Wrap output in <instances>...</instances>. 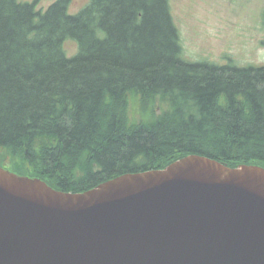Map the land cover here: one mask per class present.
Wrapping results in <instances>:
<instances>
[{
	"label": "trees",
	"instance_id": "1",
	"mask_svg": "<svg viewBox=\"0 0 264 264\" xmlns=\"http://www.w3.org/2000/svg\"><path fill=\"white\" fill-rule=\"evenodd\" d=\"M89 1L73 15L72 0H0V149L19 159L12 172L81 193L189 155L264 168V65L186 61L168 0Z\"/></svg>",
	"mask_w": 264,
	"mask_h": 264
},
{
	"label": "water",
	"instance_id": "2",
	"mask_svg": "<svg viewBox=\"0 0 264 264\" xmlns=\"http://www.w3.org/2000/svg\"><path fill=\"white\" fill-rule=\"evenodd\" d=\"M0 264H264V168L189 155L71 193L0 167Z\"/></svg>",
	"mask_w": 264,
	"mask_h": 264
},
{
	"label": "rangeland",
	"instance_id": "3",
	"mask_svg": "<svg viewBox=\"0 0 264 264\" xmlns=\"http://www.w3.org/2000/svg\"><path fill=\"white\" fill-rule=\"evenodd\" d=\"M37 1V8L47 10L58 0ZM168 1L174 23L180 33L183 58L186 61H208L219 66L232 64L238 67L264 65V0ZM89 2L72 0L70 13L78 14ZM64 48L69 57L75 56L78 43L69 40ZM154 105L156 107L158 102ZM154 105H151V108ZM136 108V100H131V114ZM143 117L144 113L135 115L137 119ZM18 161L19 159L8 150L0 149V167L11 171V168L17 167L15 163Z\"/></svg>",
	"mask_w": 264,
	"mask_h": 264
}]
</instances>
